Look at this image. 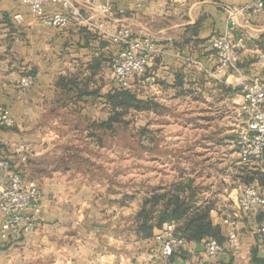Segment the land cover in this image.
I'll use <instances>...</instances> for the list:
<instances>
[{"label": "crops", "instance_id": "crops-1", "mask_svg": "<svg viewBox=\"0 0 264 264\" xmlns=\"http://www.w3.org/2000/svg\"><path fill=\"white\" fill-rule=\"evenodd\" d=\"M252 1L99 0L115 9L108 19L80 0L84 15H93L95 24L104 21L101 29L78 18L65 27L51 26L22 0H0V114L7 110L15 120L13 127L0 123V158L37 180L43 193L41 228L9 241L0 237V264H185L182 252L163 256L152 236L136 230L134 217L156 191L164 192L174 182L195 177L203 180L197 183L194 179L204 187L201 201L213 203L211 218L221 225L227 245L230 228L222 218L234 206L242 186L252 184L264 193V160L241 161L235 128L244 123L239 80L264 84V11L254 16L235 13ZM16 14L21 15V23L15 20ZM121 25L131 26L137 35L152 38L156 45L144 83L133 89L140 98L159 103L164 111L159 125L165 136L150 138V158L176 161L194 146L195 151L185 158L198 162L193 173L184 172L182 166L178 171L166 168L167 172L158 176L153 171V180L163 175V181L153 182L147 188L149 193L133 191L135 200L129 203H123V192H112L108 183L101 187L100 182H94L99 185L96 189L80 167L60 162L83 155L73 149L76 136L61 132L63 127L76 128L64 117L77 105L61 102L57 80L65 74L90 78L89 94L83 96L80 111L86 107L96 113L90 115L89 122L106 120V94L118 88L107 66L116 50L109 33ZM227 31L233 39L244 36L245 47L237 70L219 71L212 39ZM95 61L100 64L93 72ZM24 76L32 80L29 87L21 84ZM175 128L178 134H172ZM221 128L227 133L221 134ZM186 129L195 130V135L188 136ZM22 143L31 149L26 163L17 152ZM98 144L96 151L100 150ZM223 145H231L233 150L226 153V165L220 168L222 178L207 190L205 175L215 174ZM206 169L211 171L205 174ZM8 182V172L0 170V189ZM2 218L0 213V225ZM260 220L258 212L242 216L237 226L242 235L237 254L228 251L204 257L202 241L194 243L196 254L187 253L186 258L197 260V264H264V248L253 234Z\"/></svg>", "mask_w": 264, "mask_h": 264}, {"label": "built area", "instance_id": "built-area-1", "mask_svg": "<svg viewBox=\"0 0 264 264\" xmlns=\"http://www.w3.org/2000/svg\"><path fill=\"white\" fill-rule=\"evenodd\" d=\"M141 1V0H138ZM30 7L31 12L44 23L65 27L73 19H81L88 25L103 29L104 21L95 24L93 15L82 13L84 7L80 0H22ZM85 6L98 9L103 18L115 15V9L99 0H85ZM264 11V0H254L235 10L237 14L249 16L258 15ZM15 20L22 22L21 15L16 14ZM110 40L116 47L108 60V66L119 88L133 90L138 84H143L148 66L156 52V45L152 38L137 35L129 25H121L114 32L109 33ZM212 46L218 57L219 71L238 69L240 51L245 47L244 36L232 38L231 31H227L212 39ZM21 84L29 87L32 80L24 76ZM238 85L243 92L240 105L244 116V123L238 129L237 146L241 161L264 160V84L258 80L248 81L240 79ZM0 123L6 127L15 125L14 118L7 110L0 114ZM20 160L24 163L31 158L28 143L17 147ZM0 170L9 174V182L0 189V213L3 215L0 225V237L9 241L19 235L33 233L41 228V210L43 193L40 184L35 179L27 178L23 172L11 167L10 160L0 158ZM258 212L261 216L259 225L253 230L259 247L264 248V193L252 184L242 186L236 197L234 206L224 213L223 224L230 228L227 235V245L216 238L208 237L203 240L204 257H216L228 251L237 254L240 251L241 233L237 230L240 219L244 214ZM178 222H166L162 229L155 232L152 240L158 244L161 254L171 257L176 252L196 254L194 243L177 233ZM185 264H197V260L186 258Z\"/></svg>", "mask_w": 264, "mask_h": 264}, {"label": "rangeland", "instance_id": "rangeland-1", "mask_svg": "<svg viewBox=\"0 0 264 264\" xmlns=\"http://www.w3.org/2000/svg\"><path fill=\"white\" fill-rule=\"evenodd\" d=\"M85 108L86 107H84L83 111H69L65 113V122H70V124L76 126V128L63 127L61 132L64 135L70 134L76 136L73 149L76 152L81 153L80 155H83L81 157L77 156L72 159V161L68 162L76 167H80L79 169L83 170L86 174H89L93 183L98 181L101 183V187L108 183L110 185L109 189L111 188L112 192H117V194L123 192V203H129L132 200H135L131 198L133 191L137 190L141 192V194L143 192L149 193L150 190H147V188H150L153 182L158 183L159 181H163V178H160L163 177V175L156 177L157 179L154 181V176H151L153 171H155L156 176H158L159 174L167 172L165 170L166 168L178 171L179 167L182 166L187 170L184 172L193 173L196 167H198L197 161L185 158L190 151H195L194 146L191 150H186L187 153H185V156H183L182 159L176 161L167 160L165 163L163 160H154L153 158H150L149 150L152 149H149L151 145V143H149L150 138L165 136L163 127L160 126L162 125L160 123H162L164 119V111H162L163 108L161 105L157 112L135 109L129 110L124 115V124H120L117 130L114 132L111 130L103 131V142H101L98 137L92 136L87 129L89 128L86 127L89 123V119L92 118L91 116L94 117L96 113L94 112L93 114V111H87L88 109L85 110ZM108 108L107 114L110 115L111 106H108ZM176 116L181 117L179 113H176ZM235 128L236 131H238V125H235ZM143 129H145L144 135L142 134ZM220 130L221 134L227 133L226 128H221ZM178 131L179 129L175 128V130H172V134H178ZM184 131L188 136L195 135V130L186 129ZM62 138L63 135H61V139ZM98 143H100V150L96 151L95 147L99 145ZM172 147L179 148V145H173ZM232 150L233 148L231 145L221 146L218 151V160L214 166L216 167V169H214L215 174L210 172L211 168L205 170V174L210 172L205 175L204 178V181L206 182L203 186L207 187V190H210V186H212L216 179L219 180L222 178L221 175L223 172L220 168L224 167L223 165H226V160H224L226 158V153ZM155 151H158V148ZM96 155H98L97 158H94ZM60 162L63 163V161ZM24 175L28 176L26 172ZM194 177L195 176H193V178ZM194 179H196V177ZM196 180L197 183L203 181L200 177ZM195 185H198L196 184V181ZM94 186L96 189L99 188V185L96 186V183H94ZM219 186L222 187L221 185Z\"/></svg>", "mask_w": 264, "mask_h": 264}, {"label": "trees", "instance_id": "trees-1", "mask_svg": "<svg viewBox=\"0 0 264 264\" xmlns=\"http://www.w3.org/2000/svg\"><path fill=\"white\" fill-rule=\"evenodd\" d=\"M100 61L91 65L93 72ZM90 78L82 79L80 74L60 75L57 85L61 89L60 100L64 103H74V111H80V102L85 94H89ZM107 102L111 106L110 115L106 120L90 121L87 128L90 134L103 142V131L117 130L124 124V115L129 110H157L160 104L151 99H142L138 94L127 88H114L106 94ZM145 129L142 130L144 135ZM30 161V160H29ZM68 161H63L67 163ZM249 181V180H247ZM204 187L195 185L194 179L185 178L169 185L164 192H155L147 197L142 208L135 215L136 230L146 237H151L162 229L166 222L177 221V233L193 243L202 242L208 237L223 242L224 235L221 225H215L211 218L213 203L201 201L200 196ZM182 252V253H181ZM183 256L187 252L181 251Z\"/></svg>", "mask_w": 264, "mask_h": 264}, {"label": "water", "instance_id": "water-1", "mask_svg": "<svg viewBox=\"0 0 264 264\" xmlns=\"http://www.w3.org/2000/svg\"><path fill=\"white\" fill-rule=\"evenodd\" d=\"M199 244H201V243H199Z\"/></svg>", "mask_w": 264, "mask_h": 264}]
</instances>
